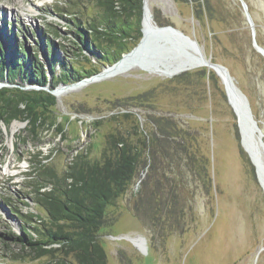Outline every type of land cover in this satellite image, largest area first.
<instances>
[{
    "label": "rangeland",
    "instance_id": "374dc122",
    "mask_svg": "<svg viewBox=\"0 0 264 264\" xmlns=\"http://www.w3.org/2000/svg\"><path fill=\"white\" fill-rule=\"evenodd\" d=\"M66 1L0 0L3 47L11 51L15 40L30 53H38L47 65L49 81L40 86L21 78L15 83L0 80L3 87L55 92L59 86L71 84L60 82L54 89L50 87L54 79L46 56L48 38L57 44L58 74L63 60L73 59L80 69H91L94 74L108 65L96 62L87 49L82 50L85 56H76L73 28L61 16L70 14L61 11L75 12L78 7ZM146 1L153 21L160 26L173 25L196 39L207 58L228 68L232 81L247 95L254 117L264 131V56L253 45L251 28L240 2L208 0L200 9L198 5L194 7L192 0ZM245 1L254 20L256 39L264 47V0ZM81 9L84 19L97 15L98 8L86 0ZM72 16L68 18L75 20ZM51 29L58 30L59 35L50 33ZM138 43H129L130 51ZM161 44L154 40L150 56L142 57L159 61L155 53ZM200 68L205 69L197 71ZM173 75L135 67L111 78L85 82L81 88L56 95L58 102L50 113L51 124L36 135L26 130V122L0 123V264H46L52 259L51 255L35 258V252L5 236L21 234L26 223L28 227L37 225L23 220L15 207L45 217L44 209L33 200L30 206L24 204L30 197L28 182L32 177L28 172L32 170V162L43 157L44 162L63 169L78 153L100 157L111 131L136 129L134 121L125 119L123 114L131 109L151 146L155 145L156 130L151 116H172L179 131H191L197 141L193 149L210 158L212 199L207 200L199 191L196 195L189 192L187 229L180 234L181 228L173 227L177 233L163 237V229L154 228L134 210L136 194L147 171L140 169L128 190L116 204L109 206V222L113 223L100 230L108 264H264V189L256 169L249 163L251 158L242 145L240 131L237 132L238 120L226 97L225 83L215 69L207 66ZM16 121L21 127L13 134L12 124ZM201 163L202 159L196 163L197 168ZM178 173L177 169L174 174ZM177 182L182 184L180 176ZM138 237L137 245L134 239Z\"/></svg>",
    "mask_w": 264,
    "mask_h": 264
},
{
    "label": "trees",
    "instance_id": "16d2710c",
    "mask_svg": "<svg viewBox=\"0 0 264 264\" xmlns=\"http://www.w3.org/2000/svg\"><path fill=\"white\" fill-rule=\"evenodd\" d=\"M86 1L98 8L96 16L82 17L81 5L85 0H67L66 3L70 2L78 9L70 13L61 11L70 14L61 16L69 28H73L78 48L76 56H85L82 50L87 49L96 62L104 66L113 64L130 51L129 43H138L143 36V0ZM206 1L209 2L192 0L200 9ZM68 16L75 17V20ZM50 33L59 35L56 29H51ZM13 43L14 49L7 52L0 42V80L15 83L21 78L29 84L45 86L49 82L46 63L35 51L32 54L23 44H16L15 40ZM56 50L57 44L48 38L46 56L52 65V89L60 82L73 83L94 74L91 69H80L73 59L72 62L63 60L58 74ZM57 102L56 95L45 89L2 88L0 123L10 125L14 120L23 121L26 130L36 135L41 128L51 124L50 113ZM132 110L123 114L125 119L134 121L136 129L111 131L100 157L91 158L89 153H78L63 169L44 162L43 157L32 162V170L28 172L32 177L28 182L30 197L24 204L30 206L33 200L44 209L45 217L39 212L24 213L15 207L23 220L28 219L37 225L29 224L28 227L26 223L21 234L5 236L35 252V258L51 255L52 259L46 264H108L100 230L113 223L109 222V206L116 204L142 168L147 171L136 194L133 206L136 214L154 228L163 229V237L177 233L173 230L177 226L181 228L180 234L185 232L187 203H191L188 193L196 195L199 191L207 200L212 199L210 158L193 149L196 137L187 129L179 131L172 116H151L156 127L155 145L151 146L140 131ZM198 159H202L200 168L196 165ZM249 163L255 168L251 161ZM177 169L179 173L176 175ZM177 176L182 178V184L177 182ZM193 184L197 189H193Z\"/></svg>",
    "mask_w": 264,
    "mask_h": 264
},
{
    "label": "water",
    "instance_id": "95a60500",
    "mask_svg": "<svg viewBox=\"0 0 264 264\" xmlns=\"http://www.w3.org/2000/svg\"><path fill=\"white\" fill-rule=\"evenodd\" d=\"M238 1L242 5L247 21L250 25L252 37H253V45L264 56V47L260 45L256 39L255 24L249 12L248 4L245 0H238ZM146 2L147 1L144 0V5H143L144 14L142 19L143 36L140 39L138 45L135 46L130 52L124 53L120 60H122L124 57L127 56H134L135 60L139 62H145L156 65L173 66L175 64L184 62L185 60H188V58L190 59L191 58L190 50H194L195 52H197V54H199V56H201L203 60L206 61L205 63L207 65L212 66L217 73H218V69H222L223 72L229 78L231 84L228 85L225 78H222L226 86L228 101L231 104L237 116L242 145L250 155L251 161L256 169L257 178L264 189V131L262 127L259 125L258 120L254 117L247 95L232 81V78L230 77L228 72V68L225 65L213 62L210 58H207L204 55L199 45V42L196 39H193L191 36L185 34L180 29L176 28L175 26L159 25L156 30L157 32L150 33L147 36L143 30ZM154 40L162 43L160 46H157L156 48L157 53H155L159 57V61H151L142 57L143 54L150 56L149 48ZM153 54L154 53H152V55ZM118 61H116L115 63H117ZM164 61L166 62L171 61L172 63L166 65L165 64L166 62L162 63ZM115 63L111 64V66L114 65ZM198 65L199 64L192 66L194 68H189L188 70L196 69L199 67ZM101 72L94 74L90 77L81 79L79 80V82L73 84L71 83V85L70 84L68 85L72 87L81 83L80 81L94 80L96 77L101 75ZM2 87H3V83L0 82V89H2ZM52 93L56 95L55 92Z\"/></svg>",
    "mask_w": 264,
    "mask_h": 264
},
{
    "label": "bare ground",
    "instance_id": "6f19581e",
    "mask_svg": "<svg viewBox=\"0 0 264 264\" xmlns=\"http://www.w3.org/2000/svg\"><path fill=\"white\" fill-rule=\"evenodd\" d=\"M145 18H144V22H143V30L145 32V34L148 36L150 33H155L157 32V27L159 26L155 21H153V19L151 18L152 13H151V9L149 4L146 2V7H145ZM153 17V16H152ZM191 53V58L188 60H185L184 62H181L179 64H175L173 66H165V65H156V64H149V63H145V62H139L137 60H135L134 56H127L124 57L122 60H119L117 63H115L114 65H110V66H106L105 69L101 72V75L96 77L94 80H102L105 78H111L114 77L116 75H120L123 74L135 67L138 68H142V69H146L149 70L151 72H156V71H160V73L166 76H172L173 74L179 73L181 71H186L189 68H194L192 66H195L197 64H199L198 66H207L209 68H213L210 65H207L205 62V60H203L201 58V56H199V54H197V52H195L194 50H190ZM214 69V68H213ZM218 74L222 77L225 78L226 82L228 85L230 84L229 78L227 77V75L223 72L222 69H218ZM94 80H90V81H83L80 84L76 85V86H72L70 87L69 85H65V86H59L58 88L55 89V93L57 96H61L62 94L73 90V89H77V88H81L83 87V83L85 82H91ZM71 85V84H70ZM231 88V86H230ZM21 127V123L16 121L12 124V133L15 134V132L18 131V129ZM6 170H9V166L6 167ZM2 174V173H1ZM3 174H6V172H3ZM134 242L138 245L140 243V237L135 238Z\"/></svg>",
    "mask_w": 264,
    "mask_h": 264
}]
</instances>
